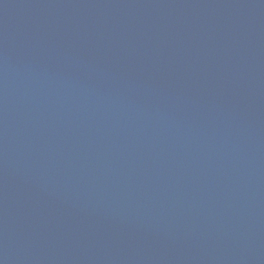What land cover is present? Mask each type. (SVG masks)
<instances>
[{"label":"water","instance_id":"water-1","mask_svg":"<svg viewBox=\"0 0 264 264\" xmlns=\"http://www.w3.org/2000/svg\"><path fill=\"white\" fill-rule=\"evenodd\" d=\"M0 264H264V0H0Z\"/></svg>","mask_w":264,"mask_h":264}]
</instances>
